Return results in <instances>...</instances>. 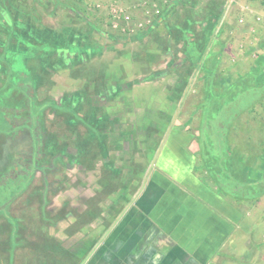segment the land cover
<instances>
[{
	"label": "rangeland",
	"instance_id": "rangeland-1",
	"mask_svg": "<svg viewBox=\"0 0 264 264\" xmlns=\"http://www.w3.org/2000/svg\"><path fill=\"white\" fill-rule=\"evenodd\" d=\"M7 1L0 4L2 8L7 7ZM41 1L46 3L44 17L34 20L37 25L43 22L55 29L71 20L53 7L59 0H33L36 4ZM119 1L82 0V16H90L91 20H87L99 28L95 34L100 38L90 42L97 40L96 45L100 47L94 54L89 42L79 43L83 44L81 50L76 43H61L62 39L50 36L47 31L31 29L23 19L17 27H0V39L4 40V32L11 33L8 41L0 40V214L7 210L6 219L0 216V230H6V237L0 235V264H9L7 250L15 246L17 238L26 242L27 247L14 251L12 264H42L48 258L53 260L52 264H90L96 246L105 243L111 227L132 204L143 180L151 178L155 159L168 134L185 131L188 134L185 144L189 143L192 150L201 147L193 135L198 134L197 106L204 96L212 62L217 66L215 74L225 82L259 74L257 69L264 67V0ZM172 1L182 8L175 15L169 12L175 22L181 21L172 28L174 33L184 37L188 34L192 40L190 45L194 46H200L205 37L210 39L197 65L179 54H170L173 45L169 47L170 43L164 40L168 34L166 22V26L154 28V21L168 18ZM110 4L120 6L130 16L126 26L108 25ZM157 9L165 12L158 15ZM35 14L40 16L37 11ZM0 21L5 24V20ZM206 22L214 26L211 37L207 36ZM90 25L75 27V32L86 35L90 33ZM187 49L190 51L189 46ZM254 66H257L255 71ZM209 88L211 84L205 91ZM26 90L32 95L30 102L24 95ZM258 96L254 91L239 96L230 101L222 116L217 114L226 103L221 96L214 99L219 107L211 111L210 120L202 119L213 122V127L218 125V129L222 122L230 127L234 114L243 112ZM262 101L264 97L234 124L232 148L240 160L251 155L245 150L246 143L253 145L264 138ZM48 102L59 109H51ZM206 103L210 104L208 100ZM40 106L44 109L42 119L36 116ZM41 120L47 133L45 160L47 167L53 168L47 178V198L44 192L40 196L39 173L31 175L32 167L21 165L20 158L12 156L13 152L3 154L1 143L7 133L14 131V126L21 131L27 127L30 132L38 126L41 129ZM32 138L31 149H38L44 139L41 142ZM210 140L212 149L205 147V151H199L200 160L195 156L197 165L200 161L202 166L208 163L210 171L206 179L221 187L228 196L238 199L247 190V199L255 198L254 188L243 189L245 185L239 184L241 179L230 170L221 169L225 168L220 162L224 158L222 146L227 141L213 137ZM216 146H220L218 151L214 150ZM259 162L260 159H255L249 163L252 175L259 171ZM220 169L224 180L218 176ZM244 201L240 202L242 206L260 207L252 210V220L256 222V229L248 231L252 249L240 258V264H245L248 254L254 251L259 260L264 256V196L256 201L247 200L248 204ZM62 208L64 219L55 225H44V210L55 214ZM46 216L49 219L52 215ZM14 230H21V235L16 236ZM28 242L32 244L29 247ZM49 243L58 244L66 253L47 250Z\"/></svg>",
	"mask_w": 264,
	"mask_h": 264
},
{
	"label": "crops",
	"instance_id": "crops-1",
	"mask_svg": "<svg viewBox=\"0 0 264 264\" xmlns=\"http://www.w3.org/2000/svg\"><path fill=\"white\" fill-rule=\"evenodd\" d=\"M23 1L9 0V4H6L13 19L19 16L22 20L23 15L32 27L40 30L50 29L57 35L67 34L68 41L76 43L77 46L79 43H90L93 38H100L95 34L96 25L87 20L90 16H82V0H59L60 3L53 4L63 16L71 19L67 20V24L60 23L55 29L43 22L40 26L35 23L44 17L43 5L46 3L41 1L36 4L30 0L25 4ZM5 2L8 1L0 0V4L4 5ZM175 2H171V11L167 13L173 11L175 15L177 11H181V4L176 5ZM36 11L39 17L35 16ZM161 11L163 10L160 9V13ZM0 12L3 14V8H0ZM3 16L6 24H13V21L7 19L8 15ZM84 18L88 22H85ZM76 19L79 21H73ZM173 19L176 20L171 18L169 13L166 20L163 17L154 21V28L160 29L166 26V22L168 34L165 37L164 31L161 34L165 42L170 43L169 47L173 45L170 54L175 56L176 53L185 58L189 52L186 48L192 40L186 38L189 37L188 34L184 37L174 33L172 28L180 25L181 21L175 22ZM83 22L92 25L90 33L86 35L75 32V27L83 25ZM6 39L4 35V40ZM96 43L97 40L88 44L93 54L95 49L100 48ZM81 45L83 44H80V49ZM153 51L160 54V50H155V47ZM187 135L185 131L168 134L165 145L155 159L151 178L143 180L132 204L126 207L118 222L111 227L105 243L96 246L90 264H240V258L252 249L251 244H248V231L256 229L252 210L260 205L245 207L233 196L220 193L217 186L206 179L208 175L205 169L196 164L195 156L198 155L199 149L192 150L189 143L185 144ZM244 202L249 203L246 200ZM262 261L264 256L259 260L257 252L254 251L253 254H248L246 263L258 264Z\"/></svg>",
	"mask_w": 264,
	"mask_h": 264
},
{
	"label": "trees",
	"instance_id": "trees-1",
	"mask_svg": "<svg viewBox=\"0 0 264 264\" xmlns=\"http://www.w3.org/2000/svg\"><path fill=\"white\" fill-rule=\"evenodd\" d=\"M0 8H2L0 6ZM165 11H163L164 13ZM11 13L8 9V7H5L3 8V14H0V17L1 19L0 20H3L4 19V14L5 15H8V20L10 21H13V24L12 25H9V24H2V22L0 21V27L6 25L8 27H17L19 26V22H20V17L17 16L16 18H12L10 16ZM162 13V14H163ZM22 16V19L26 22V20L23 18V15ZM22 21V20H21ZM28 24V22H26ZM30 26L31 29L33 30H37V31H47L49 32V35L50 36H55V37H58L60 39H62L61 43L62 42H67L68 41V36L67 34H64V35H57L55 32H53L52 30L50 29H43V30H40V29H36L34 27L31 26V24H28ZM108 25H110L108 23ZM208 29H212L210 31V33L213 32V29H214V26H208ZM96 30H99V28H97ZM10 32L7 33V32H4V35L6 36V40H2V41H8V39L10 38ZM210 37V36H208ZM188 38V37H186ZM59 39V40H60ZM209 40L210 39H206V37L203 39V43L200 45V46H194V45H190L189 43V47H190V50L186 57L184 59H189L194 65H197L198 63L201 62V59H202V56L204 54V50L207 48L208 46V43H209ZM58 42V40H56ZM200 44V43H198ZM197 44V45H198ZM80 45V44H79ZM200 47V48H199ZM259 62H257V65H258ZM260 65V64H259ZM217 66H216V63L215 62H212V65H211V68H210V73L208 75V77H206V82H205V85H204V88H203V95L202 96V99L200 101V103H198V106H197V109L198 111L200 112L199 113V120H198V125L196 127V131H198V134H194L193 135V138L195 141H199L201 143V147H199V151L200 152H203L205 150H203L205 147L209 148V149H212V143H211V140L210 138L213 137L215 140L217 139H225L227 141V144L226 146H222L223 147V151L222 153H224L222 156L224 157L222 159V161H220L224 166L225 168H221V169H227V170H230L232 172V174H235L239 179H241L242 181H240L241 183L240 186H244L245 187L243 189H246V188H254L253 189V196L255 198H249L248 200L249 201H252L254 199V201H256L257 199H259L261 197V195L264 196V138H262V140H258V143H254L253 145L251 143H246L245 144V150L249 151L251 153L250 156H247V157H244L243 156V159L246 158L245 160H240L239 159V155L237 154L236 152V149L233 147L232 148V145L233 144V141H232V138H231V133L232 131L234 132L235 131V127H234V124L235 122L238 120V118H240V116L247 112L246 110H249V111H252L254 109V106H255V103L259 102V99L261 100L262 97H264V67H262L263 69H257V71L259 72V74H256V75H245V77H240V78H237V79H234L230 82H225L223 81L220 77H218V75H216V69ZM255 68H257V66H254V71H255ZM211 84V89L209 88L207 91H205V88ZM254 91V94H258V99L257 101H255L253 104H249V106L244 109V111L242 112H238V113H235L234 114V117H233V123H231V126L230 127H226L224 126L225 122H222L220 123V126L223 127L224 129H226V131H224L221 127L218 129V125L213 127V122H204L202 117H205V118H208V120H210L209 118V115L211 113V111H213V109L216 107H219V103H217L216 101H214V99H219L221 98V96L224 98L223 100H225V105L221 106V109H222V112L220 113V111H218L217 114H220L221 116L225 113L224 112V109L229 106L230 104V101L233 102V100L235 99H238L239 96H243L246 94V93H252ZM25 97L26 95H28L27 93V90L26 92L24 93ZM236 95L235 98L232 99V97ZM214 96V98L212 99V97ZM27 98V97H26ZM206 100H208L210 102V104H207L206 103ZM49 103V104H48ZM47 105L51 107V109H59L57 106H54V104L52 102H48ZM45 107H48L46 105H44ZM260 106H261V109H262V113L264 114V101L260 102ZM43 107V106H42ZM42 107L40 106L39 107V118L42 119V116L43 115H40V113L44 111V109H42ZM44 107V108H45ZM41 108V110H40ZM217 123V122H216ZM219 124V123H218ZM214 129V130H213ZM217 130H218V133H217ZM205 138L207 139V141H209V144L206 143L205 141ZM220 146H216V148L214 150H217L219 149ZM228 150V151H227ZM199 152V153H200ZM198 153V159L200 160L201 155H199ZM60 154V153H58ZM255 159H260V162H259V171H257L256 174L252 175V173L250 172V166H249V163L251 162V160H254ZM202 160L205 162V159L202 158ZM199 167H203V169H205L206 173L208 171H210V169L208 168V163H206L204 166L201 165V161H200V165ZM220 169V170H221ZM222 171H220V174L218 173V176H221L222 177V180H224V176H222ZM208 175V173H207ZM237 178V179H238ZM243 182V183H242ZM216 183V182H215ZM218 190L220 191V193L222 194H226L223 189L219 186H217ZM220 188V189H219ZM45 187L42 185L41 186V194L40 196H42V193L44 191ZM242 190V187L241 189ZM251 193V192H250ZM236 195V194H235ZM242 195V196H241ZM245 195V197H244ZM232 196V195H231ZM239 196V195H237ZM247 196L249 197V194L246 191L242 192L239 196L238 199H236L235 197H233L235 200H237L238 202H242L244 200L247 201ZM244 199V200H243ZM250 203V202H249ZM7 210H4L3 212L5 213ZM65 211L64 209L62 208V210H59L58 212H56L55 214H50L49 212L45 211L43 212V214H45L44 218H42L44 220V225H55L59 220H62L65 218V215L63 214ZM4 213L0 216L2 217V219L4 220ZM46 215H52L50 216L49 219H51L49 221V219H46L47 216ZM6 219V218H5ZM4 232V233H3ZM21 230H14V233L15 235H21L20 234ZM1 234H5V237H6V230H0V235ZM20 238V237H19ZM17 242L15 244V246L11 247L8 251L9 253V264H12V260H13V254H14V251L17 249V248H20V247H27V244L26 242L24 243V241L21 239L20 241L18 240V238L16 239ZM23 241V242H22ZM32 244L28 242V247L31 246ZM7 249V248H6ZM47 250L49 251H56V252H60V253H63L65 254L66 251L61 248L58 244H52V243H49L47 245ZM53 263V260H51L50 258H48V260L45 262V263H42V264H52Z\"/></svg>",
	"mask_w": 264,
	"mask_h": 264
},
{
	"label": "flooded vegetation",
	"instance_id": "flooded-vegetation-1",
	"mask_svg": "<svg viewBox=\"0 0 264 264\" xmlns=\"http://www.w3.org/2000/svg\"><path fill=\"white\" fill-rule=\"evenodd\" d=\"M213 22V21H212ZM212 22H206L205 26H206V30H208V26H212ZM206 34V33H205ZM211 37V33H210V29L208 31V35ZM28 91H30V93L32 92V90L28 89ZM28 93V95H26V100H28L29 102L31 101L32 95ZM41 110V108H40ZM40 115H43V113L41 112ZM37 118H39V115H36ZM27 121L29 124L31 122H29L27 119L25 120ZM28 126V124H27ZM39 127V126H38ZM34 128L32 129L30 132L28 129L26 128H22L20 130H16V126L13 127L14 131L11 133H7L4 137L3 140L1 141L2 143V148H3V154H5V152H8V154H10L11 152H13L12 156H18L21 160V165H23L24 167L26 166H31V170L33 171L31 173V175L35 172V173H39V177H40V181L42 183V185L45 187L44 195L46 196V198L48 197V190H47V184L49 181H47V178L49 176L50 172H53V168H48L47 167V163L48 161L45 160V155L46 152H44V147H45V139L47 137V133L45 132L44 128L42 127V120H41V129L39 128ZM28 130V131H27ZM12 133L14 134V136L12 135ZM38 138L40 139V141L42 142V139H44V141L42 143H40V145H38V149H31V138L32 137ZM32 138V139H35ZM58 154V153H57ZM35 156V158H34ZM41 158H43V160H41ZM32 160L34 161V163L32 162ZM33 163V164H32ZM33 166H32V165ZM58 170V169H57ZM29 180H31V176ZM28 180V181H29ZM49 202V201H48Z\"/></svg>",
	"mask_w": 264,
	"mask_h": 264
},
{
	"label": "built area",
	"instance_id": "built-area-1",
	"mask_svg": "<svg viewBox=\"0 0 264 264\" xmlns=\"http://www.w3.org/2000/svg\"><path fill=\"white\" fill-rule=\"evenodd\" d=\"M113 2L119 3L120 1L119 0H113ZM115 3H113V4H115ZM113 4H110V6H109L110 12H108V15H107L109 18L110 27L112 26L114 28L117 26V24L126 26V24L129 23L130 16H128L127 14H124L123 10L121 9L120 6H116ZM156 14L159 15L160 10L157 9Z\"/></svg>",
	"mask_w": 264,
	"mask_h": 264
}]
</instances>
